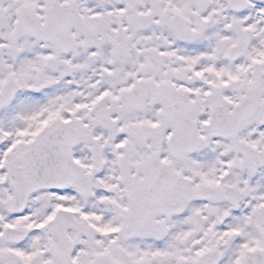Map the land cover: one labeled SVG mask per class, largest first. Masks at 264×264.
I'll list each match as a JSON object with an SVG mask.
<instances>
[{"label":"snow or ice","instance_id":"6c2138e0","mask_svg":"<svg viewBox=\"0 0 264 264\" xmlns=\"http://www.w3.org/2000/svg\"><path fill=\"white\" fill-rule=\"evenodd\" d=\"M0 264H264V0H0Z\"/></svg>","mask_w":264,"mask_h":264}]
</instances>
